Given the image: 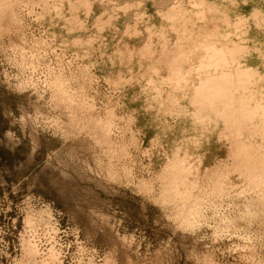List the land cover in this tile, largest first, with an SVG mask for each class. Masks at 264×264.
Segmentation results:
<instances>
[{
	"label": "rangeland",
	"instance_id": "rangeland-1",
	"mask_svg": "<svg viewBox=\"0 0 264 264\" xmlns=\"http://www.w3.org/2000/svg\"><path fill=\"white\" fill-rule=\"evenodd\" d=\"M130 1L0 0V264H264V0Z\"/></svg>",
	"mask_w": 264,
	"mask_h": 264
},
{
	"label": "crops",
	"instance_id": "crops-1",
	"mask_svg": "<svg viewBox=\"0 0 264 264\" xmlns=\"http://www.w3.org/2000/svg\"><path fill=\"white\" fill-rule=\"evenodd\" d=\"M142 4H144V3H142L140 0H132V1L128 2L127 4H121L120 5V10H121V8H130L129 10L131 12H132V10L134 11L133 14L130 13L128 15L127 19H124V21L126 22V28L130 30L129 33L131 35L133 34L132 32L136 33V31H137V27H135V26H138L141 24V23H138L137 22L138 20L135 18L142 17V15H141V14H143V12L141 10ZM128 6H130V7H128ZM144 10H145V8H144ZM114 12H116V11H114ZM118 14H119V16H122L120 14V12ZM112 20L113 19L111 18V15L110 14L106 15V13L104 15L96 18V21L99 22L98 26L103 25L105 28L107 26H110V24L112 23ZM129 46H130V44H129ZM117 47H119V44L117 45Z\"/></svg>",
	"mask_w": 264,
	"mask_h": 264
},
{
	"label": "trees",
	"instance_id": "trees-1",
	"mask_svg": "<svg viewBox=\"0 0 264 264\" xmlns=\"http://www.w3.org/2000/svg\"><path fill=\"white\" fill-rule=\"evenodd\" d=\"M5 121L7 120L0 110V140L7 129L4 124ZM21 160H24V158L19 156V148L11 150L0 144V167L7 166L10 169H13V166Z\"/></svg>",
	"mask_w": 264,
	"mask_h": 264
}]
</instances>
